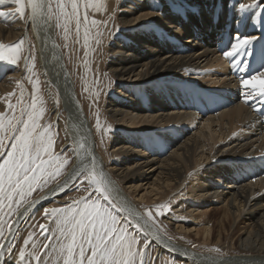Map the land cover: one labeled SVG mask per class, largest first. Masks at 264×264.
<instances>
[{
	"label": "bare ground",
	"instance_id": "6f19581e",
	"mask_svg": "<svg viewBox=\"0 0 264 264\" xmlns=\"http://www.w3.org/2000/svg\"><path fill=\"white\" fill-rule=\"evenodd\" d=\"M260 1L263 4L241 11L239 4L251 0H111L116 11L120 8L117 15L129 30L111 43L106 60L120 85L105 102V112L125 133L112 134L109 143L116 159L105 161V172L135 194L146 189L137 201L179 199L175 205L178 214L168 215L167 220L176 230L194 231L208 242H228L230 238L231 247L251 253L231 258L234 264H264V111L256 110L261 107L260 97L244 102V94L252 89L241 84L242 79L264 72V0ZM0 11L10 13L0 17V40H25L22 64L31 51L30 36L37 37V48L44 53L48 26L39 21L34 26L28 16L24 21L14 18L7 2L0 4ZM237 33L257 39L234 59L225 58L223 52L230 50ZM38 56L43 77L58 88L63 102L66 146L73 163L60 180L31 200L36 201L32 207L24 204L18 210L11 223L16 234L31 211L63 195L78 180L82 174L69 178L73 169L91 168L94 157L87 153L90 142L84 135L89 137V133L74 116L67 86L50 71L40 53ZM101 64L99 57H93L82 70L86 67L87 75L97 77L102 73ZM18 76L13 67L0 68V93L11 89ZM84 77L89 81V76ZM206 78L209 83L198 82ZM90 139L97 154L93 130ZM95 166L102 171L96 158ZM58 183L63 191L56 187ZM147 184L150 191L144 188ZM208 200L219 208L213 207L205 216L202 204ZM183 215L188 220H182ZM5 237L3 264L8 262L6 250L15 238L9 231ZM164 237H159V250L180 260L228 264L218 255L194 250L202 258L196 260L182 251L184 246ZM225 248L231 250L228 245Z\"/></svg>",
	"mask_w": 264,
	"mask_h": 264
},
{
	"label": "snow or ice",
	"instance_id": "6c2138e0",
	"mask_svg": "<svg viewBox=\"0 0 264 264\" xmlns=\"http://www.w3.org/2000/svg\"><path fill=\"white\" fill-rule=\"evenodd\" d=\"M6 2L8 0H0V4ZM11 3L17 5L15 14L21 18L24 17L26 10L30 9L28 20L34 26L38 21L45 26H51V21L55 20L56 27H63L65 36L69 32L68 25L74 19L76 34L79 36L81 17L78 0H68L67 4L65 0H57L55 8L52 0H26V2L25 0H11ZM68 4L71 6L70 12L67 10ZM257 6L258 0L239 4L241 11ZM89 7L99 11L101 7L106 6L99 0H84L83 18L85 21H87ZM9 15L8 12L0 11V17ZM61 20H63V24H61ZM91 23L95 25L97 21L93 19ZM97 35L101 34L97 33ZM234 39L235 43L231 45L230 50L223 52L225 58L234 59L257 37L241 36L237 33ZM84 42L88 43L87 28L84 32ZM23 43L22 39L13 44L0 42V61L18 64L22 58ZM96 43L99 44L100 40H97ZM31 59L34 69L35 57L33 56ZM261 77H264V72L241 80L243 86H251L252 89L244 94L245 103L255 97L261 98L259 102L261 107H257V111H264V79ZM32 83L34 87L30 103L24 102L23 86L21 85L17 104L13 105L9 102L8 110L0 112V241L7 239L4 235L6 225L9 233L13 237L16 235L12 224L6 217L16 213L22 204L32 207L36 201L30 202L27 198L34 191L47 186L50 180L60 176L64 167L69 163L68 159L61 161V157L52 152L54 141L51 126L39 123L45 111L43 107L38 108V104L43 105L44 103L42 96L38 95L39 80L36 79ZM7 95L11 97L14 93ZM17 106H19L20 115H16ZM97 125L99 127V120H97ZM80 147L83 148L84 145L81 144ZM77 154L79 155V153ZM54 164L55 167H53ZM50 168H53V171H49ZM84 173H86L85 179L89 186L93 187V192L98 195L93 199V193H89L88 196L73 200L70 205L65 207L45 209V216L50 218V224L54 227L45 224L39 225L41 235L47 241L43 247L49 250L44 255L51 258L58 254L63 264H145L149 241L145 240L141 247L137 236L130 234L127 228L120 225V218L117 215L118 212H128L129 217L137 219L138 214L125 207H117V204L114 203L116 189L103 171L96 170L94 157L91 168L84 165L79 171L73 169L69 178L74 179ZM63 184L66 186L67 180ZM56 187L61 191L64 190V187L59 183ZM26 211L27 209H25ZM159 214L163 215V212ZM146 215L148 220L154 221L155 217L151 210H146ZM124 219L127 220L128 217H124ZM15 223L18 224L19 220ZM134 227L143 231L140 223L135 224ZM33 235L30 233L24 240L25 246L32 241ZM35 247L36 245L33 243V248L35 249ZM215 251L219 252L220 250L215 249ZM28 255L36 261V264H42V257L36 251L28 253ZM3 256L4 244L0 243V264H3ZM19 256L23 260L25 251L21 250ZM43 264H48V261L45 260Z\"/></svg>",
	"mask_w": 264,
	"mask_h": 264
},
{
	"label": "rangeland",
	"instance_id": "374dc122",
	"mask_svg": "<svg viewBox=\"0 0 264 264\" xmlns=\"http://www.w3.org/2000/svg\"><path fill=\"white\" fill-rule=\"evenodd\" d=\"M56 2L57 0H52L54 8ZM67 2L68 0H65L66 4ZM99 2L106 7H101L99 11H97L96 8L89 7L87 9V21H85L83 18L85 13L84 0H78L79 12L81 17L79 36H77L76 34V24L74 19L71 24H69L70 26L68 25L69 32L67 36H65L63 27H56V21L53 20V22L55 25L56 39L61 47L64 60L73 79L76 94L94 132L96 140L95 148L98 155L96 157L98 168L106 174L110 181L114 182L112 183V185L116 187V192L114 193V203L117 204L118 208L125 207L131 212L135 210L134 213L136 214L141 211L140 213H138L137 219H132V217H129L128 212H118L117 215L118 218H120V225L127 228L130 234H134L137 236L140 241L141 247H143L145 240L149 241V246L146 250L145 264H192L191 261L186 262L180 260L169 252L160 251L159 246L162 243V240L160 238L164 236L166 238L168 237L169 240L174 241L177 244L179 243L181 247L184 246L182 248V251L188 253L196 260L201 261L202 259L195 253V251H198L202 253L218 255V258H220L219 260H226L225 262H227L228 264H234L233 259L238 258L241 255L251 253L248 251L245 252V250L235 249V247H231L230 238L228 239L229 243H217L215 241L208 242L205 239L196 236L194 231L188 232L186 230H176L174 228V225L167 220V217L175 216L176 214H178L176 213L177 206L175 205L179 199L171 201H162L160 199H154L149 202L137 201V197L144 194L146 192V189H142L135 194L126 185H120L122 187L121 188L117 184L115 177L105 172L107 170V168L105 167V161H109L111 163L114 159H116V156H114L111 152L112 148H110L109 143L112 134H120L122 136L123 133H125V131H123V128L116 124V122L110 117L109 113L105 112V102L114 95L115 88L120 85V81L117 79L116 75L108 70L109 68H107L106 60L108 59V52L111 43H114L118 37H122L123 35H125L126 31H128L129 29L123 23H121L120 17L119 15H117V11L120 8H118V10L116 11L115 7H112L111 0H99ZM7 3L8 8L10 9V12L14 16V18H21L19 15L15 14L17 5L11 3V0H8ZM258 3L263 4V2H261L260 0H258ZM67 10L69 12L71 11L70 4H68ZM27 16L28 10H26L24 17L21 19L24 21L26 20ZM93 19L97 21V24L93 25L91 23ZM61 24H63V20H61ZM85 28L88 29L87 44H85L84 42V35H81L85 32ZM97 33H100L101 35L98 36ZM21 39L24 41V43L22 46V58L19 60L18 64H11L7 61H0V68L8 66L13 67L16 71L19 72L20 75L17 78L13 79V85L11 89L0 93V112L8 110L7 104L9 102L13 105L17 104V100L19 99L21 93V85L23 86L24 102L26 104L30 103L34 87L32 81L38 79V95L42 96L44 101L43 105L38 104V108L43 107L45 109L41 119L39 120V123L42 125L51 126V133L53 135L54 141L52 149L53 154L60 156L61 161L63 159L69 160V163L64 167L60 176L56 177L53 180H50L47 186H45L41 190L34 191L32 195L27 198L28 201H31L32 199L40 196L43 191L51 187L54 183L60 180L64 176V174H66V172L72 166L73 155L70 148L66 146V142L68 141V124H66V112L63 110V102L61 101L62 99H60V95L57 90L58 88L56 86H53L52 84H49L43 77L41 72L37 48L38 46L36 43V41L38 42L37 37L36 39L33 36L29 37L31 51L26 59L25 64H22L26 51L25 40L23 37H20L17 40L1 39L0 42H3L4 44H13ZM77 40L79 41L78 43ZM97 40H100L99 44L96 43ZM262 44L264 45V43ZM76 55H78V57ZM33 56L35 57L34 69L32 68L31 59ZM93 57H99L100 61L102 60V73H99V76H97L98 78L93 77V75H87L86 67L85 72L82 70V66L84 67V65L87 64ZM90 67H94L93 64ZM84 76H86V78L87 76H89V81H87L88 79H84ZM92 77L96 79L93 80L91 79ZM198 82L209 83L210 80L209 78H206L204 81L202 80ZM207 87L210 89V86L207 85ZM8 93H14V95L8 97ZM152 99L154 101H158L155 96H152ZM16 115H20L19 106H17ZM97 120H99V127L97 125ZM55 166L56 165L54 164L53 167ZM49 171H53V168H50ZM85 175L86 173L82 174L78 178V180L70 187V189L67 190L63 195L46 202L41 207L35 208L29 213L27 221L22 225V227H20L14 240L6 250V257L8 260L6 264H36V261L30 255H28V253H31L33 251H36L37 254L41 255L42 264L45 260L48 261V264H63L62 259L59 258L58 254L51 258L44 255V253H47L49 250L43 247V245L47 243V241L45 240L44 236L41 235V229L39 228V225L45 224L49 225V227H54V225L50 224V218L45 216V209L65 207L66 205H70L73 200H78L81 197L88 196L89 193H93V199L96 198V195L98 194L93 192V187L89 186L87 180L85 179ZM144 188H147V191L151 190V188L148 187V184L145 185ZM118 189H120V194L122 192V197L124 198V200H122L120 195L118 196ZM126 201L131 205L134 204V207H136L137 211L134 207L131 208L130 206H128ZM102 203L104 202L102 201ZM23 205L24 204H22L18 208V210L23 207ZM162 205H167L168 207H157ZM213 207L219 208L217 204L210 202V200L203 202L202 209H204L205 216L210 215V209H212ZM146 210H151L153 216L155 217L154 221L148 220ZM5 212H7V209H5ZM160 212H163V215H160ZM16 213L7 216L6 219H8L10 223H12V220ZM124 217H128V219L125 220ZM182 218V220H188L189 217L183 215ZM144 220L147 221V223H145ZM140 222L143 223L144 226L146 225L151 228L153 231L148 230ZM137 223H140V225L143 227V231H140L139 229L134 227V225ZM7 231L8 227L6 225L4 235H6ZM226 232L229 233V230L227 229ZM30 233L34 234L33 239L27 246H25L24 240ZM2 242L3 240L0 241V243ZM33 243H35L36 245L35 249L33 248ZM193 245H195V247H193ZM227 245L229 246V248H231V250H226L225 247ZM215 249H219L220 251L217 252L215 251ZM21 250L25 251V258L23 260H21L19 256ZM210 262L213 263V261ZM221 263L216 262V264Z\"/></svg>",
	"mask_w": 264,
	"mask_h": 264
},
{
	"label": "water",
	"instance_id": "95a60500",
	"mask_svg": "<svg viewBox=\"0 0 264 264\" xmlns=\"http://www.w3.org/2000/svg\"><path fill=\"white\" fill-rule=\"evenodd\" d=\"M49 28V31L47 33V39H46V34L45 32L42 33V36L46 42L45 44V47L46 49L44 50V53L42 54L41 51L38 52V55L39 53L41 54V57L43 56V58L45 59V63H46V66L50 69V71L54 74L56 73L55 75L57 76V78H61L62 81H63V84L67 86V89H68V97H69V102L72 104V111H74V116L76 115L77 118L80 119L81 123L84 125V127H86V132L89 133V137L88 135H84V138L85 140L87 141L88 139V142H90V148L88 149V152H87V147L85 145V152L89 153L90 155H93L95 158H96V153L94 151V146H93V141L92 139H90V137L92 136V127H91V124H90V121L88 120V117L86 116V113L81 105V102L80 100L78 99L77 97V94H76V91H75V87H74V83L72 81V77L70 75V72L68 70V68L66 67V64H65V60H64V56H63V53H62V50H61V47L59 45V43L57 42V39H56V35H55V32H54V22L51 21V26H48ZM50 55V58L52 61H50L49 59V56ZM47 58L49 59V64H55L54 68H51L49 65H48V62H46ZM68 115V113H67ZM85 132V130H84ZM91 134V135H90ZM87 144V143H86ZM93 159V157H92Z\"/></svg>",
	"mask_w": 264,
	"mask_h": 264
}]
</instances>
